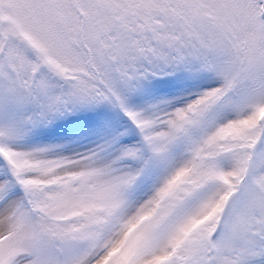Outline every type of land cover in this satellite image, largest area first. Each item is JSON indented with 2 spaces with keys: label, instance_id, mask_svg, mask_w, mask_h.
Listing matches in <instances>:
<instances>
[{
  "label": "snow or ice",
  "instance_id": "6c2138e0",
  "mask_svg": "<svg viewBox=\"0 0 264 264\" xmlns=\"http://www.w3.org/2000/svg\"><path fill=\"white\" fill-rule=\"evenodd\" d=\"M0 264H264V0H0Z\"/></svg>",
  "mask_w": 264,
  "mask_h": 264
}]
</instances>
